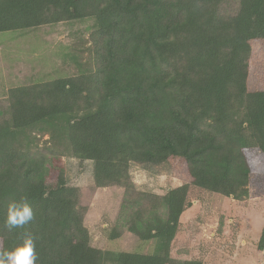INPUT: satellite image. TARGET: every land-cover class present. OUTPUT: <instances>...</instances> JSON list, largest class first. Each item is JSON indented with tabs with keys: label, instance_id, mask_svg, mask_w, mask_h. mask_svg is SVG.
Wrapping results in <instances>:
<instances>
[{
	"label": "trees",
	"instance_id": "obj_1",
	"mask_svg": "<svg viewBox=\"0 0 264 264\" xmlns=\"http://www.w3.org/2000/svg\"><path fill=\"white\" fill-rule=\"evenodd\" d=\"M228 1L0 0V32L93 20L86 58L71 55L75 74L6 91L0 250L30 232L36 264H202L171 256L191 206L189 186L240 200L257 178L264 185V0H237L235 13L223 14ZM37 133L56 141L55 157L68 151L91 160L96 187L133 193L132 163L167 165L184 181L161 197L148 195L149 205L126 225L137 239L156 240L153 253L91 245L79 189L66 183L61 167L47 165ZM21 198L33 219L9 230L8 205ZM107 236L121 233L113 228ZM263 249L264 229L257 241Z\"/></svg>",
	"mask_w": 264,
	"mask_h": 264
},
{
	"label": "rangeland",
	"instance_id": "obj_2",
	"mask_svg": "<svg viewBox=\"0 0 264 264\" xmlns=\"http://www.w3.org/2000/svg\"><path fill=\"white\" fill-rule=\"evenodd\" d=\"M236 9L237 0H230L221 4L220 12L233 14ZM92 30L93 20L87 18L0 32L1 110L7 107L6 91L10 87L75 74L71 55L86 58ZM255 61L252 58V63ZM36 140L46 152L47 165L61 167L66 183L79 189V203L85 210L83 223L92 246L142 254L154 252L155 239L139 240L126 230V225L138 207L149 205L150 195L161 197L167 190L183 184L182 179L164 164L132 163L130 179L136 190L126 196L121 186L94 185L91 160H80L68 151L55 157L51 151L58 145L49 134L37 133ZM55 181V177L48 176V183ZM262 181L257 178L240 200L190 185L191 206L180 218L171 243V256L178 260L201 259L202 264H264V249L257 251V241L264 229ZM138 192L147 195L146 198L137 195ZM151 214L150 211L143 218ZM113 228L121 233L120 238L108 239Z\"/></svg>",
	"mask_w": 264,
	"mask_h": 264
},
{
	"label": "clouds",
	"instance_id": "obj_3",
	"mask_svg": "<svg viewBox=\"0 0 264 264\" xmlns=\"http://www.w3.org/2000/svg\"><path fill=\"white\" fill-rule=\"evenodd\" d=\"M34 216L26 198L13 201L8 205L5 226L11 230L22 228ZM35 238L30 232L23 234L22 242L11 250H0V264H36Z\"/></svg>",
	"mask_w": 264,
	"mask_h": 264
}]
</instances>
